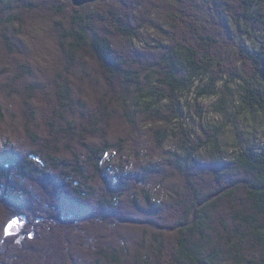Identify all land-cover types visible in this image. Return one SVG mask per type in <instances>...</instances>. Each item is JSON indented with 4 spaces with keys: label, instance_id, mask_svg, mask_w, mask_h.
<instances>
[{
    "label": "trees",
    "instance_id": "trees-1",
    "mask_svg": "<svg viewBox=\"0 0 264 264\" xmlns=\"http://www.w3.org/2000/svg\"><path fill=\"white\" fill-rule=\"evenodd\" d=\"M211 1L0 0V264H264V144L181 121L196 78L264 116V0Z\"/></svg>",
    "mask_w": 264,
    "mask_h": 264
},
{
    "label": "rangeland",
    "instance_id": "rangeland-1",
    "mask_svg": "<svg viewBox=\"0 0 264 264\" xmlns=\"http://www.w3.org/2000/svg\"><path fill=\"white\" fill-rule=\"evenodd\" d=\"M119 1V0H118ZM211 1V0H204ZM213 1V0H212ZM211 1V2H212ZM117 2V1H115ZM97 3V2H96ZM201 7L200 15L209 16L210 10L208 8ZM213 15L215 16V22H219L220 18L217 17L216 12L213 11ZM212 16V15H211ZM217 24V26L219 25ZM216 26V27H217ZM221 30V29H219ZM231 38H233L234 42L230 41V44L234 45L233 48L236 53L241 51V49H249L252 47V40L246 35L244 32L231 29ZM161 38V34L158 30L148 29L143 32L141 35V40L134 43L136 48L145 49L149 44H159L158 40ZM147 48V47H146ZM231 53L230 59L231 61L237 60L236 53ZM236 63V62H235ZM180 76L188 79L189 74L185 70L182 71ZM208 81L206 79L196 78L194 87L186 91L184 93L183 102H182V122L185 127V133L187 136H192L196 139L205 130L214 128V127H222L223 131L220 135V143L224 151L231 154L234 150V145L240 139H249L254 138L256 142L264 144V116H241V118L235 119V111L238 105V82L235 84H231L230 88L233 93V101L230 103V115L226 116L223 114L222 109L224 108V104L221 100V96H213L201 97L200 93H202L207 88ZM222 84L219 83L217 85V89H221ZM235 121V125L233 124ZM178 127V126H177ZM175 127L174 130L170 134L169 141L165 146V149L168 151H179L181 152L183 147L181 146V142L178 140L179 136L184 135V133H179L178 128ZM181 134V135H180ZM186 136V135H184ZM26 225L25 219L20 218L14 220L10 226L8 227L9 234H21L23 227Z\"/></svg>",
    "mask_w": 264,
    "mask_h": 264
},
{
    "label": "water",
    "instance_id": "water-1",
    "mask_svg": "<svg viewBox=\"0 0 264 264\" xmlns=\"http://www.w3.org/2000/svg\"><path fill=\"white\" fill-rule=\"evenodd\" d=\"M64 1H71L75 7H82L87 4L96 3V2H115L118 0H64ZM260 76L264 82V62L262 63V68L260 70Z\"/></svg>",
    "mask_w": 264,
    "mask_h": 264
}]
</instances>
